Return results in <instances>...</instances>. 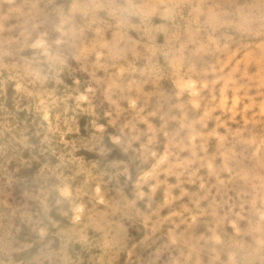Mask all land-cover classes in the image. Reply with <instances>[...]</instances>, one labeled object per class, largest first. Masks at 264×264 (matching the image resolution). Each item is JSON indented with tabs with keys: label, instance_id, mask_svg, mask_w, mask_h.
<instances>
[{
	"label": "clouds",
	"instance_id": "9594fccd",
	"mask_svg": "<svg viewBox=\"0 0 264 264\" xmlns=\"http://www.w3.org/2000/svg\"><path fill=\"white\" fill-rule=\"evenodd\" d=\"M0 264H264V0H0Z\"/></svg>",
	"mask_w": 264,
	"mask_h": 264
}]
</instances>
